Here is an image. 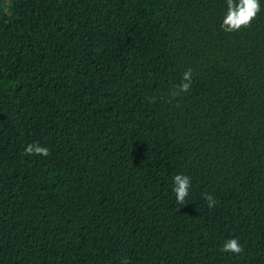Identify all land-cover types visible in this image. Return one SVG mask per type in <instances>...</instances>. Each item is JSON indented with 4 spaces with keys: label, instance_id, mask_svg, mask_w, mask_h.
<instances>
[{
    "label": "trees",
    "instance_id": "obj_1",
    "mask_svg": "<svg viewBox=\"0 0 264 264\" xmlns=\"http://www.w3.org/2000/svg\"><path fill=\"white\" fill-rule=\"evenodd\" d=\"M259 4L0 0V264H264Z\"/></svg>",
    "mask_w": 264,
    "mask_h": 264
},
{
    "label": "clouds",
    "instance_id": "obj_2",
    "mask_svg": "<svg viewBox=\"0 0 264 264\" xmlns=\"http://www.w3.org/2000/svg\"><path fill=\"white\" fill-rule=\"evenodd\" d=\"M259 0H227V11L221 23V29L225 32H235L242 28L250 27L252 20H254L260 12ZM192 70L188 69L183 73L182 82L178 85V91L172 93L173 96L179 95L180 92H188L192 85ZM26 155H49V149L42 147L39 144H29L25 148ZM176 203L183 205L186 203V197L189 195L191 187V177L184 174H176L173 179ZM206 202L209 208L215 206L216 201L211 194L205 195ZM222 252L230 254H239L243 251V247L236 238L228 239L224 242L221 248Z\"/></svg>",
    "mask_w": 264,
    "mask_h": 264
}]
</instances>
